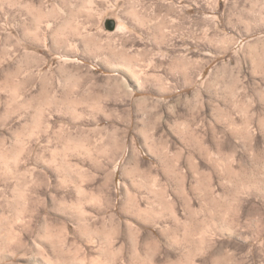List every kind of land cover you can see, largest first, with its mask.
Segmentation results:
<instances>
[{
  "label": "rangeland",
  "instance_id": "1",
  "mask_svg": "<svg viewBox=\"0 0 264 264\" xmlns=\"http://www.w3.org/2000/svg\"><path fill=\"white\" fill-rule=\"evenodd\" d=\"M264 264V0H0V264Z\"/></svg>",
  "mask_w": 264,
  "mask_h": 264
},
{
  "label": "bare ground",
  "instance_id": "2",
  "mask_svg": "<svg viewBox=\"0 0 264 264\" xmlns=\"http://www.w3.org/2000/svg\"><path fill=\"white\" fill-rule=\"evenodd\" d=\"M224 256V255H223ZM227 259L228 257L224 256V259H223V264H227ZM231 264V263H230Z\"/></svg>",
  "mask_w": 264,
  "mask_h": 264
}]
</instances>
